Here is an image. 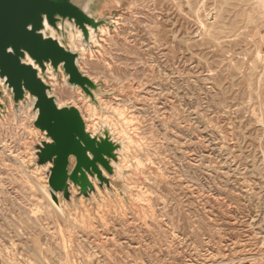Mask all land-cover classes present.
<instances>
[{
	"label": "rangeland",
	"instance_id": "rangeland-1",
	"mask_svg": "<svg viewBox=\"0 0 264 264\" xmlns=\"http://www.w3.org/2000/svg\"><path fill=\"white\" fill-rule=\"evenodd\" d=\"M88 11L108 32L75 53L123 144V190L59 197L62 216L42 192L34 106L4 95L0 264H264V0H94ZM56 75L57 104L97 132L90 101Z\"/></svg>",
	"mask_w": 264,
	"mask_h": 264
},
{
	"label": "water",
	"instance_id": "water-1",
	"mask_svg": "<svg viewBox=\"0 0 264 264\" xmlns=\"http://www.w3.org/2000/svg\"><path fill=\"white\" fill-rule=\"evenodd\" d=\"M93 1L0 0L5 43H11L18 26L34 19L38 12L44 15L43 27L37 33L39 41L31 42L40 51V63L17 66L6 61L0 69L4 73L0 75V99L5 98L3 89L11 94L15 106L23 105L30 97L35 99L37 116L33 125L46 137L33 147L35 164L45 169L49 193L57 206L61 205L59 197L73 206L81 198L92 201L97 189L111 190L115 185L123 190V183L113 180L123 144L114 138L111 127L102 123L97 132L88 131L81 111L75 106L59 107L51 95L52 87L44 80L49 68L56 74L62 70L68 85L79 88L83 99L103 112L98 98L104 96L100 86L79 68V54L63 44L72 30L80 32L89 45L90 30L98 34L109 25L107 19L97 20L89 13ZM4 111L5 106L0 103V114Z\"/></svg>",
	"mask_w": 264,
	"mask_h": 264
},
{
	"label": "snow or ice",
	"instance_id": "snow-or-ice-1",
	"mask_svg": "<svg viewBox=\"0 0 264 264\" xmlns=\"http://www.w3.org/2000/svg\"><path fill=\"white\" fill-rule=\"evenodd\" d=\"M43 24V12H38L34 19H30L16 28V34L11 43H5L4 27L0 22V69L4 67L6 61L13 62L17 66L25 64L34 66L40 63V51L36 44L31 42L39 41L37 33L43 27ZM3 74L0 71V75Z\"/></svg>",
	"mask_w": 264,
	"mask_h": 264
},
{
	"label": "bare ground",
	"instance_id": "bare-ground-1",
	"mask_svg": "<svg viewBox=\"0 0 264 264\" xmlns=\"http://www.w3.org/2000/svg\"><path fill=\"white\" fill-rule=\"evenodd\" d=\"M99 32H100V34L104 35V34H106L108 32V29L107 28H101L99 30ZM54 35L55 34L52 33V36L53 37H54ZM68 39H69L70 46H71V49H72L73 52H76L80 48V51L82 52V55H81V59H82L83 58V55L87 51L86 45H85V43L83 41L82 34L80 32H71L69 34ZM96 39H97L96 33L93 30H90V43L96 44L97 43ZM78 66H80V63L79 62H78ZM47 73H48V76L54 81V83L51 85L52 86V93H51V95H54V93H55V84L58 85L57 75L54 73V71L51 68L48 69V72ZM67 80H68L67 77H65V84L68 86V81ZM69 87L71 89H77V90L80 91L79 88H75V87H71V86H69ZM3 90H4V95L12 103V97H11V95L8 93V91L6 89H3ZM27 104H30V107H33L34 104H35V99L30 97L28 99V102L26 103V105ZM26 105L23 104L19 108L21 109V108L25 107ZM58 105H59V107H61V105L59 103H58ZM89 112L91 113L92 117L95 118V124H94V126H95V129L96 130H99L102 122H104L105 124L106 123L109 124V121H108L109 120V116H104V117L101 116L99 114V111H98V109L96 107L92 109L91 106L89 105ZM33 116H34L33 118L35 120V118L37 116V113L33 112ZM87 129H89V124H87ZM38 171H40V170H38ZM42 192L47 197V199L51 202V205H53V207H55L54 209H56L63 216L64 214H63L62 208L60 206H57L53 202V200L51 198V195L48 192L47 188L44 187L42 189ZM74 193H77V191L74 190Z\"/></svg>",
	"mask_w": 264,
	"mask_h": 264
}]
</instances>
